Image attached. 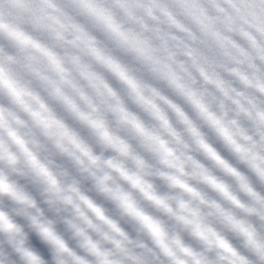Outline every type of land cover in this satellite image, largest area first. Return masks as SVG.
<instances>
[{"label":"clouds","instance_id":"obj_1","mask_svg":"<svg viewBox=\"0 0 264 264\" xmlns=\"http://www.w3.org/2000/svg\"><path fill=\"white\" fill-rule=\"evenodd\" d=\"M0 264H264V0H0Z\"/></svg>","mask_w":264,"mask_h":264},{"label":"snow or ice","instance_id":"obj_2","mask_svg":"<svg viewBox=\"0 0 264 264\" xmlns=\"http://www.w3.org/2000/svg\"><path fill=\"white\" fill-rule=\"evenodd\" d=\"M137 127H138V125H137Z\"/></svg>","mask_w":264,"mask_h":264}]
</instances>
